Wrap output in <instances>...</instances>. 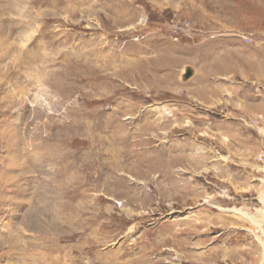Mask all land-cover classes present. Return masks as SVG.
<instances>
[{"label":"rangeland","instance_id":"1","mask_svg":"<svg viewBox=\"0 0 264 264\" xmlns=\"http://www.w3.org/2000/svg\"><path fill=\"white\" fill-rule=\"evenodd\" d=\"M257 46L264 0H0V264H264Z\"/></svg>","mask_w":264,"mask_h":264},{"label":"crops","instance_id":"2","mask_svg":"<svg viewBox=\"0 0 264 264\" xmlns=\"http://www.w3.org/2000/svg\"><path fill=\"white\" fill-rule=\"evenodd\" d=\"M223 28L224 27H220L219 26V29L221 31H223ZM221 34H222V32L220 33V35ZM231 50H232V54H231V59L230 60H226V59H224V55L222 56L223 59H224L223 61H225V62H227L229 64L224 65L223 63H220L219 62V64H217L218 65L217 66L218 68H216L215 65H212L211 63L206 62L207 68L208 69H213V71H212L213 73L214 72L215 73L218 72V74L221 75V76H224V75H227V74H241V75H245L246 74V70L248 69V67L247 66H244V64H246L248 62V59L247 58L246 59H243V58L240 57V51H239V48L238 47L235 48L233 46V48ZM208 84L209 85L206 84L207 85V91H206V93L203 92V89H202V91H197V90L193 91V89H192V92L194 94V98L197 97V98H200V99H204L206 102L210 100L211 103L215 102L217 104V101H219V98L217 97V94L212 95L211 93H214V91L220 92L219 90L221 89L222 94H223L224 93L223 92V86H226L227 85L228 87H232V89L237 92L236 95H233V99L232 100H236L237 101V104L239 103L240 100H239V97H238L239 96L238 95V90H239V87L238 86H237V89L235 90L234 85L230 86L229 82L224 83V84L222 82H219L216 85H212L210 83H208ZM246 108H248L247 105H246ZM261 208H263V207H261ZM261 208H259V209H261ZM200 216L201 217L204 216V209H202ZM216 220L218 221L219 218L217 217ZM182 224H183L181 226L182 228H186V227H196V228H199V229L202 228V223H197V222L192 223V222L184 221ZM185 230L186 229H183L182 231L181 230H178V229H176V230L173 229V230H171V232H169V235L174 239L173 241L177 245L184 246V245L187 244V239H188L189 236L185 235V233H184ZM182 232H183V234H182ZM176 239H178V240H176ZM200 242H202V241H200ZM143 247L145 248V244H143ZM221 251H222V249H219L218 247H216V249L211 248L210 251H209V253H210V255H212V253L215 252L216 255H217ZM206 252L197 255V257L199 259L196 258V262L192 261L191 264H194V263L195 264H207L208 261L211 260V258L209 259V253H208V251H206ZM142 254H143V256H141ZM147 254H146V252H141V255L140 256H141L142 259L143 258L144 259H149V256H148V258H145ZM187 256L188 255L186 254L185 255V258H187ZM214 259H216L215 264H217L218 263V261H217L218 259L217 258H214ZM141 262L143 264H146L147 261L146 260H143ZM173 264H178V263H176V262L173 261ZM212 264H213V262H212Z\"/></svg>","mask_w":264,"mask_h":264},{"label":"bare ground","instance_id":"3","mask_svg":"<svg viewBox=\"0 0 264 264\" xmlns=\"http://www.w3.org/2000/svg\"><path fill=\"white\" fill-rule=\"evenodd\" d=\"M261 1V0H260ZM254 65H255V68L257 71L261 70L263 68V62H264V54L260 51L259 47L257 46V49L255 50L254 52ZM235 211H237L239 214L247 217V218H251L252 217V220L254 222H259V221H255L253 215H250L248 214L247 212L245 211H241L240 209L238 208H235ZM262 213H264V210H260ZM261 225V224H259ZM264 230V228H263Z\"/></svg>","mask_w":264,"mask_h":264},{"label":"built area","instance_id":"4","mask_svg":"<svg viewBox=\"0 0 264 264\" xmlns=\"http://www.w3.org/2000/svg\"><path fill=\"white\" fill-rule=\"evenodd\" d=\"M175 26H176L175 32L179 33V35L192 36V34L195 32V28L193 27L192 23H190L189 21H184L182 24H178ZM256 121H258V119H256ZM259 159L262 160V162L264 163V152L261 153Z\"/></svg>","mask_w":264,"mask_h":264}]
</instances>
